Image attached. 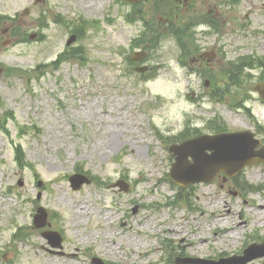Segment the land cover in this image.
Segmentation results:
<instances>
[{"label": "rangeland", "instance_id": "1", "mask_svg": "<svg viewBox=\"0 0 264 264\" xmlns=\"http://www.w3.org/2000/svg\"><path fill=\"white\" fill-rule=\"evenodd\" d=\"M39 2L0 0V17L16 18L23 36L44 35L24 40L0 30V97L15 118L8 132L0 131V264H92L94 257L110 264H177L183 257L219 261L264 241V190L252 187L264 186V165L246 172L239 182L247 181L244 186L221 180L183 188L169 176V145L188 127L204 129L214 118L231 131L258 132L257 123L264 126V103L251 89L261 72L240 89L228 81L233 72L227 65L243 56L264 58V0H188L197 14L204 12L207 24L215 22L195 26L193 44L217 53L215 68L227 63L225 74L209 72L211 88L223 92L220 99L202 100L191 93L207 89L179 63L172 34L165 33L149 60L155 74L145 78L128 62L144 23L151 24V16L157 17L152 23L171 22L175 0H159L141 13L118 0ZM109 5L114 22L68 47H82L84 61L52 65L69 39L53 16L102 20ZM26 9L30 13L23 15ZM43 11L47 28L40 27ZM125 14L137 23L127 22ZM38 65L47 67L30 71ZM244 104L255 118L233 108ZM259 135L264 138V132ZM19 145L31 167L16 161ZM77 164L98 180L74 190L69 177ZM119 180L129 184L127 192L113 187ZM39 206L51 214L49 229L63 236L62 249H53L34 227ZM230 215L226 226L247 222L237 237L218 224ZM249 264H264V257Z\"/></svg>", "mask_w": 264, "mask_h": 264}, {"label": "water", "instance_id": "2", "mask_svg": "<svg viewBox=\"0 0 264 264\" xmlns=\"http://www.w3.org/2000/svg\"><path fill=\"white\" fill-rule=\"evenodd\" d=\"M136 2L140 0H126ZM146 54H143L145 56ZM264 98V84L256 88ZM252 138L249 132L223 134L219 136H204L199 139L188 141L182 145H174L171 147V152L177 156V163L174 165L172 172L173 178L182 185L188 186L192 183L200 181H212L219 172H226L229 175L236 174L239 170L247 165H254L264 161L257 153H254V147L259 142H250L247 138ZM211 152L209 154L208 152ZM189 157L193 158L194 162L189 161ZM264 157V155H263ZM77 176L72 181H77L79 184H74L75 189H79L82 184V179ZM90 181L87 180V183ZM41 217H37L38 227H44L47 216L44 210H40ZM41 220V221H40ZM61 240L58 241L60 246ZM264 255V245L261 250L253 256L242 259L238 264L247 263L255 256ZM97 264H103L99 260H95ZM197 263V262H193Z\"/></svg>", "mask_w": 264, "mask_h": 264}, {"label": "flooded vegetation", "instance_id": "3", "mask_svg": "<svg viewBox=\"0 0 264 264\" xmlns=\"http://www.w3.org/2000/svg\"><path fill=\"white\" fill-rule=\"evenodd\" d=\"M185 14H186L185 12H182L180 15L182 17H184ZM180 15H177V17L179 18ZM78 36H79V34H78ZM178 46H179V48L181 49V52H182L183 51L182 47L179 44H178ZM198 51H200V47L198 48ZM198 51L197 52H190V51L187 52V54H190V56H189V59H190L189 60V66H190V68L194 69L197 73L200 72L201 70L204 71L206 67L208 68V67L212 66V64L208 63L206 57L202 56V55H204V52L200 54V52H198ZM180 62H181V64L183 63V65L187 64L185 61H182L181 58H180ZM203 77H205L204 74H203ZM203 77H201V75H199V78H200L201 82L203 80H205V79H208V78H203ZM224 180L225 181H229L230 179L225 178Z\"/></svg>", "mask_w": 264, "mask_h": 264}, {"label": "bare ground", "instance_id": "4", "mask_svg": "<svg viewBox=\"0 0 264 264\" xmlns=\"http://www.w3.org/2000/svg\"><path fill=\"white\" fill-rule=\"evenodd\" d=\"M263 208H264V207H263ZM229 213L232 214L231 211H229ZM232 218H233V217L230 215V217H227L226 219H223L221 222H218V224L221 225V226L229 225L230 222L233 221ZM246 224H247V222L244 221L243 223H239L237 226H236V225L231 226V227L226 226V227H222V229H224V230H229V232L232 234V236L237 237L239 231L242 230V229H240L241 226H242V225H246ZM174 232H175V231H174ZM205 241H207V240H205ZM193 244H194V243H191L190 246H192Z\"/></svg>", "mask_w": 264, "mask_h": 264}, {"label": "trees", "instance_id": "5", "mask_svg": "<svg viewBox=\"0 0 264 264\" xmlns=\"http://www.w3.org/2000/svg\"><path fill=\"white\" fill-rule=\"evenodd\" d=\"M162 38V37H161ZM217 129H221V127H217ZM19 155H20V159L22 160L23 159V154H22V152L20 151V148H19Z\"/></svg>", "mask_w": 264, "mask_h": 264}, {"label": "clouds", "instance_id": "6", "mask_svg": "<svg viewBox=\"0 0 264 264\" xmlns=\"http://www.w3.org/2000/svg\"><path fill=\"white\" fill-rule=\"evenodd\" d=\"M203 27H206V26H203V25L198 26L197 30H199L200 28H203Z\"/></svg>", "mask_w": 264, "mask_h": 264}]
</instances>
